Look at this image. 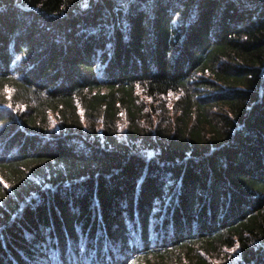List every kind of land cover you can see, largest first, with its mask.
Listing matches in <instances>:
<instances>
[{
	"label": "trees",
	"instance_id": "1",
	"mask_svg": "<svg viewBox=\"0 0 264 264\" xmlns=\"http://www.w3.org/2000/svg\"><path fill=\"white\" fill-rule=\"evenodd\" d=\"M0 264H264V0H0Z\"/></svg>",
	"mask_w": 264,
	"mask_h": 264
}]
</instances>
